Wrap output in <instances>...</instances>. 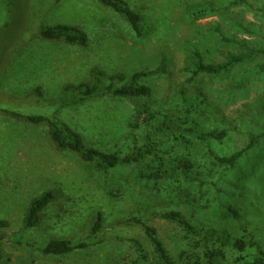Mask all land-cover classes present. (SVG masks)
<instances>
[{
	"label": "rangeland",
	"instance_id": "obj_1",
	"mask_svg": "<svg viewBox=\"0 0 264 264\" xmlns=\"http://www.w3.org/2000/svg\"><path fill=\"white\" fill-rule=\"evenodd\" d=\"M122 1L138 14L139 35L98 0H0V219L8 222L15 242L0 243V264H133L138 259L133 242L154 258L140 225L119 224L131 217L153 226L173 259L217 246L214 238L150 218L164 211L253 240L264 251V137L234 169L210 175L215 189L200 192L181 183L186 197L167 181L160 190L138 183L140 164L98 173L93 164L58 149L47 122L27 121L28 116L57 118L88 147L112 153L126 151L136 140L148 147L150 123L161 116L185 125L193 119L202 132L226 130L222 142H212L218 155L244 147L248 132H264V124L256 125L264 113L263 55L246 59L228 75H199L193 83L186 81L185 71L198 61L197 54L204 63L218 64L228 53L246 52L245 45H227L225 39L246 40L249 48L264 50V0ZM55 26L82 30L87 46L43 39L41 32ZM136 71L154 72L141 80L149 89L146 101L153 116L147 123L134 126L136 105L128 99L105 96L63 106L74 88L93 83L96 74L109 84L111 74L129 77ZM161 136L152 133L153 143ZM172 144L159 145L164 150ZM169 155L210 174L211 159L193 144L176 142ZM47 191L54 199L39 224L27 228L31 201ZM97 213L106 227L102 243L70 255L40 251L50 239L85 237ZM224 257L226 264H245L237 263L238 253L229 248Z\"/></svg>",
	"mask_w": 264,
	"mask_h": 264
},
{
	"label": "trees",
	"instance_id": "obj_2",
	"mask_svg": "<svg viewBox=\"0 0 264 264\" xmlns=\"http://www.w3.org/2000/svg\"><path fill=\"white\" fill-rule=\"evenodd\" d=\"M100 3L115 13L120 14L129 23L131 29L139 35L140 25L139 16L133 12L129 6L122 0H98ZM41 36L46 40H62L68 45H79L80 47H86L88 44L87 35L80 29L69 26H55L46 28L41 32ZM227 45L235 44L242 45L243 48L247 47L246 52L239 54L228 53L226 60L222 63H204L200 59V55L195 57L197 62L190 63L185 70L188 74L186 81L193 83V81L199 75H210L212 77L223 74L228 75L235 67L241 65L246 59L252 58L256 55H263L264 50L256 51L249 48L246 40L234 41L225 39ZM245 45V47H244ZM153 71L146 72H133L129 77L123 72L111 74L109 84H105L103 78L98 79L101 74L93 76V83L81 84L74 88V93L71 98L64 101L63 106L78 105L90 98L110 96L113 98L128 99L135 103V124L137 126L139 122L147 123L153 116L149 115V104L146 101L149 89L147 86L141 83V80L149 77L153 74ZM243 81V80H242ZM92 84V85H91ZM71 87V86H70ZM239 87V85L237 86ZM67 90H71L69 87ZM198 92V91H197ZM196 94L198 95V93ZM139 103H138V102ZM63 106H59L64 108ZM61 108H59L60 110ZM262 119H257L256 125L264 124V113H259ZM56 116V115H55ZM27 121L38 124L41 122H47L49 127V136L51 141L60 150H67L78 156L83 162L93 164L95 170L98 173L106 174L117 168L130 166L132 164H140L141 167L136 173L135 180L144 185V187L152 186L155 190H160L159 186L165 184L167 181L170 185L176 188V192L183 191L187 197L188 189H181V183H187L195 186L198 191L204 188L215 189V183L212 181L210 175H218L224 170H232L236 167L240 159L253 150L257 146L261 139L264 137L262 134L255 132H248V141L241 149L231 152L229 154L218 155L215 153L212 147V142H222L226 136V130H214L209 132H202L199 129L195 120L191 119L190 123L175 121L167 116H161L159 122L155 120L150 123V131L146 135L145 141L150 142L148 147L144 145H138L137 140L126 150L117 152H105L96 148L88 147L84 141L82 135L69 128L65 123L60 122L57 118L43 117V116H28ZM233 129V128H232ZM264 129V127H263ZM172 131H176L173 137L170 136ZM160 134V140L153 143L154 139L152 133ZM169 133V134H168ZM189 136H185V134ZM259 133V132H258ZM168 142L179 145H195L199 147L210 159V174L198 166H195L191 161H187L182 156H178L173 159L169 153L174 148V144L170 148L159 144H167ZM207 178V179H206ZM164 189V188H162ZM201 192V191H200ZM177 195V196H178ZM54 199V193L47 191L41 196L33 199L28 207L24 225L27 228L35 227L40 222V216L44 208L52 202ZM237 217V213H232ZM153 219H159L161 221L169 222L179 226L182 230L195 235L196 233L203 234L208 240L213 238L217 241V245L212 250H207L202 254H178V258L173 257L168 253L167 249L160 240L157 230L142 221L141 218L131 217L127 220L120 222L122 225H140L143 228L144 234L152 247L154 258L149 256L148 252L138 242H133V246L138 253V259L133 264H226L224 257V248H229L238 253L236 262L245 264H264V251L260 246L256 245L253 240H247L245 237H235L226 234V230L222 229L217 232L216 228H201L184 217L179 211H164L153 212L151 217ZM117 224L116 226H118ZM9 224L7 221L0 219V243L2 242H14L13 237L8 230ZM106 227L103 226L102 217L97 213L91 221V226L85 237L77 240L71 239H50L48 240L40 251L46 255L62 256L70 255L76 251H81L103 242L101 234ZM10 235V236H9ZM15 243V242H14ZM255 251H252V250Z\"/></svg>",
	"mask_w": 264,
	"mask_h": 264
}]
</instances>
